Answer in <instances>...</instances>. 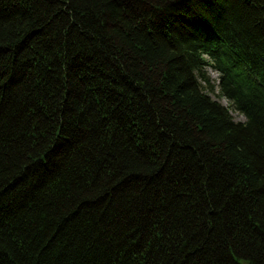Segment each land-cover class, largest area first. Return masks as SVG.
Segmentation results:
<instances>
[{"label":"trees","instance_id":"16d2710c","mask_svg":"<svg viewBox=\"0 0 264 264\" xmlns=\"http://www.w3.org/2000/svg\"><path fill=\"white\" fill-rule=\"evenodd\" d=\"M0 264H264V0H0Z\"/></svg>","mask_w":264,"mask_h":264},{"label":"rangeland","instance_id":"374dc122","mask_svg":"<svg viewBox=\"0 0 264 264\" xmlns=\"http://www.w3.org/2000/svg\"><path fill=\"white\" fill-rule=\"evenodd\" d=\"M208 73H209V76L212 78V79H216L217 78V73L214 72L213 70L211 69H208ZM211 97L219 102H221L223 105H227V102L224 98H220L216 95V92H211L210 93ZM230 114L231 116L233 117L234 120L236 121H243L244 120V116L239 114L238 112L236 111H233V110H230Z\"/></svg>","mask_w":264,"mask_h":264}]
</instances>
